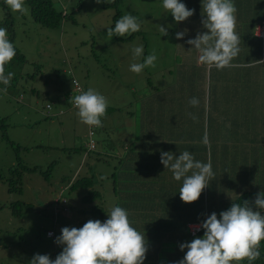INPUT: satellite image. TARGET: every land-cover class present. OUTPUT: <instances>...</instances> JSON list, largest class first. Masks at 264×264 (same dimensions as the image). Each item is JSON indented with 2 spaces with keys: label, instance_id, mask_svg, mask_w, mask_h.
<instances>
[{
  "label": "rangeland",
  "instance_id": "obj_1",
  "mask_svg": "<svg viewBox=\"0 0 264 264\" xmlns=\"http://www.w3.org/2000/svg\"><path fill=\"white\" fill-rule=\"evenodd\" d=\"M51 1L56 10L66 12L56 28L35 22L25 3L23 14L10 10L13 44L24 60L13 59L6 65L5 72L14 73L6 92L0 83V264H28L37 253L55 259L62 251L55 243L61 229L80 228L88 220H96L95 213L87 212L93 204L102 207L106 220L111 208L126 209L132 226L144 234L148 252H157L158 244V255L175 252L172 241L158 237L169 234L156 231L154 217L163 211L144 209L150 218L143 220L138 216L140 199H125L123 194L141 197L140 189L149 186L148 195H157L160 187L168 190L166 198L182 186L183 181L164 185L168 183L164 174L171 171L162 168V163L155 171L150 163L149 173L145 163H140V150L146 145L141 137L140 109L152 97H166L163 94H170L172 87L182 86L179 78L185 75L180 74L181 64L190 62L183 51L187 39H176L179 23L163 8V0H120L117 20L131 13L141 27L138 32L112 38L107 36V28H114L117 21L112 20L114 9L103 8L96 0ZM2 16L0 9V19ZM159 25L168 29L167 36H162ZM141 45L143 55L134 58L132 49ZM150 54L157 57L154 67H145L140 73L130 71L131 64L143 63ZM191 70L184 71L189 73L187 78ZM73 78L84 91L93 88L106 97L102 127L88 126L77 116L69 102L71 96L78 95ZM206 83L209 87V81ZM223 92L221 95L227 93ZM16 162L36 168L19 172L21 191H8L7 170L14 166L19 170ZM140 172L151 176L149 184L141 183ZM82 177L91 178V188L70 187L69 182ZM219 189L217 193L203 190L209 209H216L218 217L226 202L244 193ZM90 190L99 191L101 198L97 195L84 202ZM17 200L23 202L18 210L13 207ZM47 230L54 236L48 237Z\"/></svg>",
  "mask_w": 264,
  "mask_h": 264
},
{
  "label": "clouds",
  "instance_id": "obj_2",
  "mask_svg": "<svg viewBox=\"0 0 264 264\" xmlns=\"http://www.w3.org/2000/svg\"><path fill=\"white\" fill-rule=\"evenodd\" d=\"M5 4L14 13L26 12L24 0H5ZM163 8L177 23L188 20L195 13V9H189L181 0H163ZM235 13L233 0H202L201 23L207 31H198L195 38L186 41L192 46L189 51L195 49L198 53V63L222 69L238 56L240 37L236 32ZM140 27L137 17L128 13L116 21L114 28H107V36L124 37L138 32ZM158 30L162 36L169 34L162 25ZM187 32V29L177 32L176 39L183 40ZM143 52L142 45L132 49L134 58L141 57ZM15 55L16 48L8 38L7 29L0 27V83L5 85L4 92L14 77L13 72H5V65ZM156 59L155 54H150L143 63L131 64L130 71L140 73L145 67H154ZM72 82L73 89L79 88L78 81L72 79ZM69 102L77 109L82 123L102 127L101 118L108 107L105 96L93 88L81 89L80 94L71 96ZM188 103L196 107L199 100L192 97ZM204 142L207 143L206 138ZM160 162L173 173L175 180H183L179 195L185 203L198 201L214 177L210 161L195 160L194 155L186 150L179 156L162 150ZM262 210L264 191L257 193L254 201L244 200L243 205L233 202L228 210L219 213V217L212 212L200 224L190 226L195 231L203 229L204 234L179 245L185 254L176 264H240L244 260L252 264L260 257L259 246L264 241ZM107 215L108 219L103 222L90 219L80 228L63 227L55 239V243L62 247L56 258L37 253L28 264H144L148 242L144 234L132 226L127 210L115 206Z\"/></svg>",
  "mask_w": 264,
  "mask_h": 264
},
{
  "label": "crops",
  "instance_id": "obj_3",
  "mask_svg": "<svg viewBox=\"0 0 264 264\" xmlns=\"http://www.w3.org/2000/svg\"><path fill=\"white\" fill-rule=\"evenodd\" d=\"M181 2L189 9H195L192 17L179 23L178 31L188 30L184 38L187 40L191 39V36L195 38L198 31H207L201 23L202 0ZM233 3L236 7V32L240 40L247 39L251 42L249 47L251 49L247 52L259 56L261 60L260 55L264 51V47H261L264 41V0H233ZM184 46L186 49L183 51L187 57L198 55L195 49L189 51L191 45ZM243 54L240 51L238 55ZM164 95L166 97H152L150 101H145L140 109L141 137L146 142L140 150V163H145L144 169L148 173L150 163H153L151 168L154 171L158 168L162 150L170 151L176 156L186 150L194 155L195 160L211 162L215 180L212 178L206 191L217 193L220 187H224V191L228 193L238 191L257 194L264 191V95H222L209 98L206 95H199L197 91V95L193 96L199 100L196 107H190L188 103L191 96L172 93ZM205 138L207 143L204 142ZM162 168L166 169L164 165ZM150 177L149 174L140 172L138 178L142 180L141 183L149 184ZM152 177H155L153 173ZM164 180L168 182H163L165 186L175 181L177 183L183 181L175 180L172 172H165ZM176 184L175 188L178 186ZM146 188L140 189L141 197L131 195L129 192L124 193L123 197L131 200L140 199L138 206L141 213L138 216L143 220L150 218L144 209L155 208L163 211L154 217L156 231L158 233L166 231L169 234L166 236L160 234L158 237L160 241H172L175 252L158 255L160 247L158 244L155 247L158 249L157 252L146 253L144 264H163V260H166L167 264H176L185 254L179 245L187 242L186 239L183 240L182 235L189 232L188 225L200 224L215 209H209L203 192L198 201L185 203L180 199L179 192L164 198L167 189L162 191V188L158 187L157 195L154 193L148 195ZM178 188L180 189V186ZM98 196L101 198L100 194ZM217 197L213 202L217 201ZM163 199H166V202H163ZM170 199L173 200L171 204ZM152 201H155L154 204L150 203Z\"/></svg>",
  "mask_w": 264,
  "mask_h": 264
},
{
  "label": "trees",
  "instance_id": "obj_4",
  "mask_svg": "<svg viewBox=\"0 0 264 264\" xmlns=\"http://www.w3.org/2000/svg\"><path fill=\"white\" fill-rule=\"evenodd\" d=\"M120 0H110L109 2H101L103 8H110L114 9V14L112 15V20L116 21L119 18L120 11L118 9V4ZM24 3L28 5L29 12L31 18L40 24L41 26L48 27V28H56L60 24V21L65 17L66 12L62 13L61 11L56 10L53 7L51 0H24ZM0 9L2 10V18L0 19V27H4L8 31V38L13 43L15 38V29L13 27V16L10 14V8L5 4L4 0H0ZM262 41V40H261ZM262 41V46H263ZM15 46V45H14ZM240 51L243 52V55H238L234 58L229 66H226L222 69H218L214 65H206L203 63L197 62V56L194 55L190 57V62L185 64H181V69L183 70L180 72L185 75L183 78L180 77V83L182 86L178 89H174L172 87L171 92L172 94H179L187 96H195L197 95V91L199 95H206L207 97H217L222 95H255V94H262L264 95V51H262L260 58L259 56L251 55L249 51V47H251V42L247 39L240 40L239 43ZM16 48V46H15ZM13 59L24 60L23 56L19 54L18 49L16 48V55ZM13 59L10 61L12 62ZM261 61V62H259ZM9 62V63H10ZM8 63V64H9ZM7 65V64H6ZM5 65V67H6ZM191 70L190 78H187L188 71L184 72L188 69ZM206 71V72H205ZM208 74L209 87L207 85V81L205 80L206 74ZM179 85V84H178ZM82 87V86H81ZM209 88V89H208ZM214 89V90H213ZM83 90V88H82ZM208 90V92H207ZM221 91H224L221 95ZM203 92V93H201ZM201 93V94H200ZM191 107V105H190ZM133 116V113H132ZM93 133V131H92ZM95 146V142H94ZM17 147V146H16ZM19 166V170L16 169L14 166L11 169L7 170L8 178L5 181H8V191H21L19 189L21 187L20 181V171L27 170L31 171L36 167L28 168L27 165H20L19 162H16ZM93 185V181L91 178L82 177L76 178L74 181L70 183V187H84V188H91ZM99 195V191H89L88 196L83 199L92 200ZM256 194L251 192H244L242 195L237 197L236 199H232L224 206L223 210H228L231 204L240 203L243 205L244 200L254 201ZM57 199L56 203L58 202ZM23 205L21 201H15L13 203L14 209L18 210L20 206ZM264 211V210H262ZM88 213H95L92 216L98 220L106 221L105 212L103 211L102 207L98 206L97 204L89 205L88 206ZM216 212V209L215 211ZM107 217V216H106ZM108 218V217H107ZM189 231V229L187 230ZM204 234L203 229L198 230L197 233L192 234L191 231L186 232L182 235L183 240L186 239L187 242H190L193 238L199 236L202 237ZM260 257L253 261L252 264H264V241L261 242L259 246ZM246 264H248L247 260H244Z\"/></svg>",
  "mask_w": 264,
  "mask_h": 264
},
{
  "label": "built area",
  "instance_id": "obj_5",
  "mask_svg": "<svg viewBox=\"0 0 264 264\" xmlns=\"http://www.w3.org/2000/svg\"><path fill=\"white\" fill-rule=\"evenodd\" d=\"M73 79H75L76 81H78L76 78H73ZM78 82H79V81H78ZM81 89H82V87H81V85H80V83H79V88H74V92H75V94H79ZM47 107H49V105H47ZM91 134H92V130H90V135H91ZM93 147H94V141L91 140V142H90V148H93ZM60 199H61V197H60ZM65 201H66V199L63 198V199L61 200V203L64 204ZM192 225H194V224H192ZM195 225H198V224H195ZM189 231H191L192 234H195V233L198 232V231L193 230L192 228H189ZM46 232H47L46 235H47L48 237H52V236H54V232H52L51 230H47Z\"/></svg>",
  "mask_w": 264,
  "mask_h": 264
}]
</instances>
